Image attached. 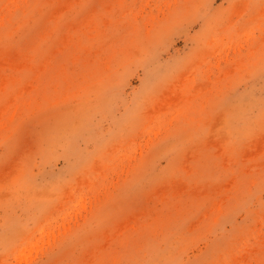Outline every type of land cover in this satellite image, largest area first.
Segmentation results:
<instances>
[{
  "label": "rangeland",
  "instance_id": "1",
  "mask_svg": "<svg viewBox=\"0 0 264 264\" xmlns=\"http://www.w3.org/2000/svg\"><path fill=\"white\" fill-rule=\"evenodd\" d=\"M0 264H264V0H0Z\"/></svg>",
  "mask_w": 264,
  "mask_h": 264
}]
</instances>
